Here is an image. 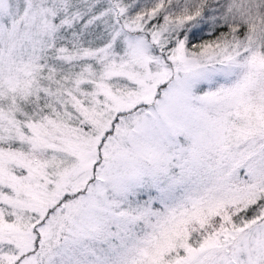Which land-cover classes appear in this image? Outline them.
Returning a JSON list of instances; mask_svg holds the SVG:
<instances>
[{"label":"snow or ice","instance_id":"1","mask_svg":"<svg viewBox=\"0 0 264 264\" xmlns=\"http://www.w3.org/2000/svg\"><path fill=\"white\" fill-rule=\"evenodd\" d=\"M0 264H264V0H0Z\"/></svg>","mask_w":264,"mask_h":264}]
</instances>
